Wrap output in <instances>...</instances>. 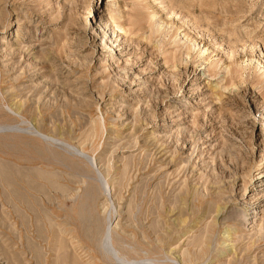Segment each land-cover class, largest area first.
Here are the masks:
<instances>
[{
  "label": "rangeland",
  "instance_id": "obj_1",
  "mask_svg": "<svg viewBox=\"0 0 264 264\" xmlns=\"http://www.w3.org/2000/svg\"><path fill=\"white\" fill-rule=\"evenodd\" d=\"M0 264H264V0H0Z\"/></svg>",
  "mask_w": 264,
  "mask_h": 264
},
{
  "label": "bare ground",
  "instance_id": "obj_2",
  "mask_svg": "<svg viewBox=\"0 0 264 264\" xmlns=\"http://www.w3.org/2000/svg\"><path fill=\"white\" fill-rule=\"evenodd\" d=\"M228 233V232H227ZM230 236V234H228ZM228 237V236H227Z\"/></svg>",
  "mask_w": 264,
  "mask_h": 264
}]
</instances>
